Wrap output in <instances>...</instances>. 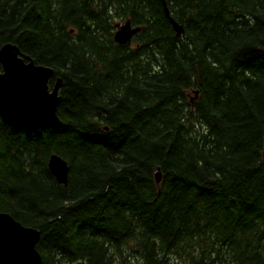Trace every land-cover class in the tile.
I'll use <instances>...</instances> for the list:
<instances>
[{"label":"trees","instance_id":"obj_1","mask_svg":"<svg viewBox=\"0 0 264 264\" xmlns=\"http://www.w3.org/2000/svg\"><path fill=\"white\" fill-rule=\"evenodd\" d=\"M5 43L61 79L57 125L0 119V212L43 264H264V0H0Z\"/></svg>","mask_w":264,"mask_h":264},{"label":"water","instance_id":"obj_2","mask_svg":"<svg viewBox=\"0 0 264 264\" xmlns=\"http://www.w3.org/2000/svg\"><path fill=\"white\" fill-rule=\"evenodd\" d=\"M164 12L168 15L167 8ZM176 34L182 28L170 18ZM140 30L129 20L116 25L113 40L128 43ZM53 69L46 65L35 64L22 56L16 45L5 43L0 46V119L15 127L27 130L47 129L59 123L56 114L59 101L58 88L61 79L57 78L49 87ZM264 157V148L262 149ZM56 181L67 182L68 165L57 154H52L47 162ZM155 181L159 183L161 174L157 167ZM40 238L37 228L22 225L10 214L0 212V264H43L36 244Z\"/></svg>","mask_w":264,"mask_h":264},{"label":"bare ground","instance_id":"obj_3","mask_svg":"<svg viewBox=\"0 0 264 264\" xmlns=\"http://www.w3.org/2000/svg\"><path fill=\"white\" fill-rule=\"evenodd\" d=\"M57 78H59V77H57ZM57 78H56V79H57ZM56 79L54 80V82H53L52 86L54 85V83H55ZM49 80H50V79H49ZM49 87H51V86H49ZM59 88H60V87H59ZM59 88H58V90H59ZM51 155H52V154H51ZM51 155H50V156H51ZM48 160H49V159H48ZM47 166H48V165H47ZM48 169H49V168H48ZM49 171H50V170H49ZM52 175H53V174H52ZM58 183H59V182H58ZM66 183H67V182H66ZM66 183H65V184H66ZM60 184H62V183H60ZM65 184H64V185H65Z\"/></svg>","mask_w":264,"mask_h":264}]
</instances>
